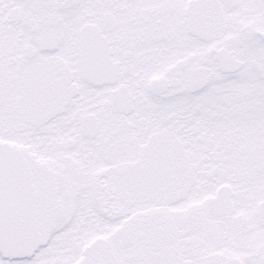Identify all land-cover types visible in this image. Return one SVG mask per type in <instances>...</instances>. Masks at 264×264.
Wrapping results in <instances>:
<instances>
[{"label":"snow or ice","instance_id":"snow-or-ice-1","mask_svg":"<svg viewBox=\"0 0 264 264\" xmlns=\"http://www.w3.org/2000/svg\"><path fill=\"white\" fill-rule=\"evenodd\" d=\"M0 264H264V0H0Z\"/></svg>","mask_w":264,"mask_h":264}]
</instances>
